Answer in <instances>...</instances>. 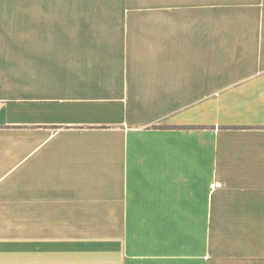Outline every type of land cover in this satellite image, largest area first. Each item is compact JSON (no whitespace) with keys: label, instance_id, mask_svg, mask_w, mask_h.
Returning <instances> with one entry per match:
<instances>
[{"label":"crops","instance_id":"crops-1","mask_svg":"<svg viewBox=\"0 0 264 264\" xmlns=\"http://www.w3.org/2000/svg\"><path fill=\"white\" fill-rule=\"evenodd\" d=\"M0 229V264H264V0H0Z\"/></svg>","mask_w":264,"mask_h":264},{"label":"rangeland","instance_id":"rangeland-1","mask_svg":"<svg viewBox=\"0 0 264 264\" xmlns=\"http://www.w3.org/2000/svg\"><path fill=\"white\" fill-rule=\"evenodd\" d=\"M2 230L3 229H0V231H2ZM5 230H8V229H5ZM145 230L146 229H143V231H145ZM186 230L189 231V235H190L189 238L190 239L194 240V239L197 238V236H195V235H197L198 229H186ZM10 231L13 232L14 229H10ZM117 231H118V229H112V234L114 232H117ZM122 231H123V234L125 236H130L131 237V236H134V234H135V229H122ZM174 231H176V234H181L182 233V229H174ZM95 232H96V230H95ZM96 234H98V233L96 232ZM176 237H177V235H176ZM180 245L181 244H176L174 247L175 248H179ZM128 246L130 247V249L131 248L133 249L134 243L133 242L129 243ZM190 247H191V250H194L196 248V243L191 242Z\"/></svg>","mask_w":264,"mask_h":264}]
</instances>
